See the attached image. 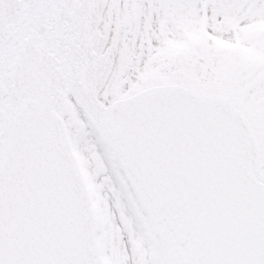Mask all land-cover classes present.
Wrapping results in <instances>:
<instances>
[{"label":"snow or ice","instance_id":"snow-or-ice-1","mask_svg":"<svg viewBox=\"0 0 264 264\" xmlns=\"http://www.w3.org/2000/svg\"><path fill=\"white\" fill-rule=\"evenodd\" d=\"M0 264H264V0H0Z\"/></svg>","mask_w":264,"mask_h":264}]
</instances>
